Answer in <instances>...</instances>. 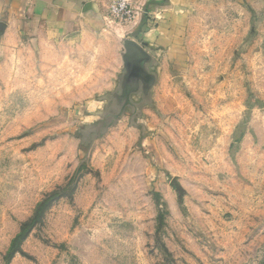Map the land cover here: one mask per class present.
Wrapping results in <instances>:
<instances>
[{"label": "rangeland", "instance_id": "1", "mask_svg": "<svg viewBox=\"0 0 264 264\" xmlns=\"http://www.w3.org/2000/svg\"><path fill=\"white\" fill-rule=\"evenodd\" d=\"M130 1L79 40L0 19V264H264V0H203L124 90Z\"/></svg>", "mask_w": 264, "mask_h": 264}, {"label": "crops", "instance_id": "2", "mask_svg": "<svg viewBox=\"0 0 264 264\" xmlns=\"http://www.w3.org/2000/svg\"><path fill=\"white\" fill-rule=\"evenodd\" d=\"M109 1L0 0V19H3L5 26L28 27L36 35H63L79 40L99 33V28L105 26L103 17ZM202 1L146 0V9L156 11L155 17L158 19L153 28L149 27L152 22L150 19H143L140 24L139 41L151 58L145 63L148 72L161 75L162 69L168 67L170 62L185 59L184 34H178L177 27L186 28L191 25L195 14L200 16Z\"/></svg>", "mask_w": 264, "mask_h": 264}, {"label": "water", "instance_id": "3", "mask_svg": "<svg viewBox=\"0 0 264 264\" xmlns=\"http://www.w3.org/2000/svg\"><path fill=\"white\" fill-rule=\"evenodd\" d=\"M126 58L131 59V64L129 65V69L127 64L125 65L127 72L124 76V90H129L127 88L128 83L132 80H136L137 78H140L142 81L145 80L147 82V86H149L148 83L152 82V78L147 74L146 70H144L142 66V62H146L148 60V54L144 52V50L136 43L127 41ZM134 87H136L135 84Z\"/></svg>", "mask_w": 264, "mask_h": 264}, {"label": "built area", "instance_id": "4", "mask_svg": "<svg viewBox=\"0 0 264 264\" xmlns=\"http://www.w3.org/2000/svg\"><path fill=\"white\" fill-rule=\"evenodd\" d=\"M132 1L130 0H111L109 5L110 12L117 17L134 18V9H131Z\"/></svg>", "mask_w": 264, "mask_h": 264}, {"label": "trees", "instance_id": "5", "mask_svg": "<svg viewBox=\"0 0 264 264\" xmlns=\"http://www.w3.org/2000/svg\"><path fill=\"white\" fill-rule=\"evenodd\" d=\"M23 236H24V235L19 234L18 237H17V239H15L14 244L16 243V240H21V238H23ZM18 242H19V241H18Z\"/></svg>", "mask_w": 264, "mask_h": 264}]
</instances>
